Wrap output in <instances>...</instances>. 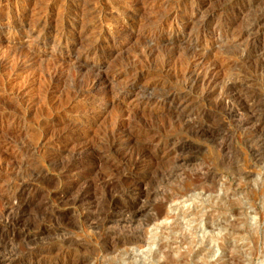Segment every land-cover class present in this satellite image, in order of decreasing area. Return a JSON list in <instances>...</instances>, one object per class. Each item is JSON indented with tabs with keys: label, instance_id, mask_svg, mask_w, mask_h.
<instances>
[{
	"label": "rangeland",
	"instance_id": "1",
	"mask_svg": "<svg viewBox=\"0 0 264 264\" xmlns=\"http://www.w3.org/2000/svg\"><path fill=\"white\" fill-rule=\"evenodd\" d=\"M23 1H27L25 7L23 6ZM180 1L181 0H0V8H2L0 9V13L2 12L0 14V213H2L5 207L9 206L13 200V202H20L22 208H26V211L28 209L27 214L25 213V220L21 228L24 230L23 233L25 238L24 236L21 237L19 242L15 245V249L22 251L23 255H26L27 251L32 248L44 249L56 245L57 247L53 252L50 254L45 253L47 255L45 261L43 260V264H73L74 259L83 258V253L84 258H88L84 264H130L133 260H136L134 264H181L182 262V264H264V217H262L264 215V119L262 118L263 123H261L259 132L251 129L239 130L237 123L228 118V115L221 109L223 107L216 105L217 99H219L220 93L223 92L226 82L236 78L240 74L241 70L238 71V69H241L240 55L246 48V41H244L245 37L236 41L227 33V30L235 26L238 28V23L243 25V23H241V16L244 14L241 15L240 12L241 10H246L249 3L253 0H182L181 3ZM229 2L230 4H228ZM22 8L25 9L23 10ZM206 8H210L211 10H206ZM4 11L6 12L5 14ZM143 12H145L146 15ZM59 14L60 17L63 14L61 17L63 22H71L73 20V36L70 35V32L66 37L67 39L65 38L66 40H62L61 44H58V36H55V29L57 27L55 24L57 25L61 22L60 19L57 18ZM237 14L240 15L238 16ZM21 15H25L27 22L32 21L31 26H35L33 29L34 31L32 30L29 34H27V32L22 33L18 31L16 23L19 21L18 18H20L19 16ZM133 15L137 18H134ZM210 16L212 17L209 19ZM79 17L82 18L81 23ZM14 22L15 25L13 28L15 29H12L10 32L9 26ZM42 22L44 23L43 25H41ZM101 23H103V25ZM39 24L41 26H39ZM143 24H146V26H143ZM141 28L144 29L142 30ZM212 28L217 30L215 34L209 31ZM78 32L82 35L83 40L81 43L77 39V37H79ZM262 37L263 36H261V38ZM194 40L198 42L199 49L197 48L198 50L195 49L192 51L196 42ZM145 42L147 43L145 44ZM221 42L222 44H220ZM227 42H229L231 46H229ZM71 44L73 46V51H68L70 48L69 45ZM202 45L203 47L207 46V48H203ZM91 46L98 47L97 51L95 50L96 53L93 51L94 53L91 52L89 55L85 56L82 50L84 48H90ZM148 47L152 48L150 49ZM144 49L146 54L143 53ZM149 50H152L153 53ZM156 51L157 54L159 53L158 56L155 55ZM232 51L234 52L232 53ZM235 51H237L238 54H236ZM160 52H162L161 55ZM177 52L179 54H177ZM234 53L235 55H233ZM143 54H145V56ZM199 54L201 56H199ZM36 57H39V59ZM177 57H183L182 59L184 62ZM31 58L34 59L32 60ZM136 58L139 59L137 60ZM214 59L217 61V66L219 65L218 71L219 68L221 70L219 71L221 72L220 75L222 73L225 75H221L223 78L219 81L220 85L219 83L217 84L215 94L207 98L204 97L202 93L203 89L191 90L190 87H188L187 75L189 70L191 71L194 67H202L201 65L204 67L207 64L206 62L209 60L215 61ZM13 60H15V62ZM143 61H145L144 65L146 66L144 69L143 66H141L143 65ZM132 62H138V64L134 63L133 65ZM174 62L176 67L173 66ZM130 63L132 65L129 66L128 64ZM185 65H188V70ZM179 66L186 70H182ZM224 68L226 69L223 72ZM227 68H231V70ZM95 71L97 72L95 73ZM155 73L158 75H156L157 77H155ZM168 73L170 75L173 73L174 77L173 74L170 76ZM227 73H229L231 77ZM97 74L101 77L106 74V81L99 84V82L95 80ZM151 76L152 78H150ZM175 76H177V78ZM184 76L185 78H183ZM47 77L51 79L55 78L53 81ZM257 78L259 79L256 81L258 83L252 85V88L254 87L253 90L256 91L257 89L258 91L256 92L261 93L263 88L260 82V75ZM48 79L52 83H50ZM183 79L185 82H182ZM175 80L177 82H175ZM113 84L114 86H112ZM142 86L148 88V92L155 95V100L176 93L182 97L188 98L190 105L184 114L187 115L191 112V118L194 120L195 125H202L205 128L210 127L211 129H215V131L213 134L197 133L193 131V129L191 130V128L186 127V125L183 126V122L178 120V118L176 120L175 117L171 118L168 115H164L165 113L153 111L156 107L155 101L147 105L142 103L138 105L139 101L136 99V93L142 90ZM112 87L113 89H111ZM219 88L220 93L218 90ZM196 91H199V94L196 93ZM156 92L161 94L160 97ZM214 97L216 98L214 99ZM197 100L199 101L197 102ZM207 102L209 103L208 105L206 104ZM200 110L202 112H200ZM161 114H163L164 117ZM131 115L134 117L137 116L138 119L132 122V118L134 117ZM149 115H151V117H149ZM216 117L218 118L215 120ZM121 120L122 122H120ZM176 121H181L180 124L182 126ZM215 123H218V125ZM176 124H179L180 128L176 126ZM112 125L115 126L116 130L122 128L116 136L115 134L117 131L112 129L114 128ZM220 125L223 126V129ZM121 132L124 133L122 134ZM129 132H132L134 140H137L133 149H131L133 145L124 143V140L129 137ZM191 132H193V134ZM261 132L262 134L260 135ZM115 137L120 140L117 146L112 143L115 141ZM103 145L105 149H103ZM180 145H185L184 150L187 151L185 152L183 150L182 155L189 159L187 164H185L186 167L183 166L184 169L182 167V177H173L171 180L167 178L171 168L169 167L170 165L168 166L163 163L154 165L151 169V172L153 171L154 174H152V176L156 175V171L159 176L160 174L162 176L157 177L156 175L151 181L152 184L150 183V190L154 193H152L153 196L150 198L149 202L152 201L153 208L151 211H143L141 216H139L144 223L139 220V218L135 220V226L143 231L145 243L140 244V246H126L119 243L118 246L116 245L113 248L107 245L105 243L106 241L103 242L100 238L106 237L110 226L112 227L114 223L116 225L118 213L129 208L134 199V196H132V189L135 181L134 176L139 172L133 171L131 168V152L134 150V157H136L135 154L139 151L138 147L147 146L145 153H162L167 150H175ZM92 146H94V148ZM107 146H109V148ZM125 146L126 148H124ZM78 149L84 151L83 156L87 157V155H89V158L83 163L84 167L79 165L65 168L68 166L72 152L74 153ZM125 149L127 152H125ZM178 153L180 154L181 152ZM90 155L95 156L94 158H90ZM99 162L103 164L100 165ZM104 165L106 168L104 167L103 169L102 167ZM113 166H115V169ZM199 166L202 167L200 168ZM98 167L100 169H98ZM165 167L168 168L165 169ZM117 168L122 169L121 172ZM74 169L76 171H74ZM116 169L119 173L118 171L116 172ZM161 169L164 170L162 171ZM122 172H125V174L123 173L124 175H122ZM203 173H205V175ZM97 176L99 178H97ZM175 179L177 180L175 181ZM154 180L158 181L153 183ZM203 180H205V182ZM84 182L89 184H85ZM196 182H198V184H196ZM97 184L100 190L96 189V187L98 188ZM113 187H116L117 191L116 189L113 190ZM121 187L122 189H120ZM155 187L157 189L159 188L158 190L160 192L155 190ZM86 188L89 189L87 190ZM109 188L111 190H109ZM155 197L156 199L154 200L156 201L153 202V198ZM25 199H27V201ZM161 199H164V201ZM99 206L102 209H100ZM158 212L162 214V219L160 218L159 221L154 220V223L152 218ZM101 218L102 221H100ZM95 229L96 232H94ZM107 229L108 231H106ZM66 234H69L77 241H74L73 245L69 246V249L65 246L64 250V246L61 247L58 243L60 238ZM204 234L207 236L205 239H203ZM210 237L213 239H210ZM144 245H147V247ZM80 250L84 251L82 252ZM73 251L76 252L74 253ZM173 253L175 256L172 255ZM156 261H159V263Z\"/></svg>",
	"mask_w": 264,
	"mask_h": 264
},
{
	"label": "bare ground",
	"instance_id": "2",
	"mask_svg": "<svg viewBox=\"0 0 264 264\" xmlns=\"http://www.w3.org/2000/svg\"><path fill=\"white\" fill-rule=\"evenodd\" d=\"M8 1V0H7ZM39 1V0H38ZM52 1H54V0H52ZM60 1V0H59ZM112 1V0H111ZM156 1V0H155ZM182 1V0H181ZM181 1H180V3H181ZM194 1V0H193ZM225 1H228V0H225ZM236 1V0H235ZM242 1V0H241ZM57 2V1H56ZM70 2V1H69ZM78 2V1H77ZM138 2V1H137ZM154 2V1H153ZM177 2V1H176ZM240 2V1H239ZM250 2V1H249ZM23 3H24V7H25V4L27 3V1H23ZM111 3V2H110ZM140 3V2H139ZM138 3V4H139ZM149 3V2H148ZM148 3H146V4H148ZM174 3H175V1H174ZM204 3H206V2H204ZM224 3V2H223ZM238 3V2H237ZM38 4V3H37ZM46 4V3H45ZM57 4V3H56ZM76 4V3H75ZM74 4V5H75ZM87 4V3H86ZM136 4V3H135ZM137 4V5H138ZM228 4H230V2L228 3ZM228 4H226V5H228ZM243 4H244V2H243ZM43 5V4H42ZM64 5V4H63ZM111 5V4H110ZM160 5V4H159ZM191 5H193V4H191ZM1 6V5H0ZM27 6V5H26ZM36 6H38V5H36ZM40 6V5H39ZM47 6V5H46ZM61 6V5H60ZM129 6V5H128ZM167 6H168V4H167ZM201 6V5H200ZM203 6V5H202ZM209 6V5H208ZM223 6H224V4H223ZM240 6V5H239ZM244 6V5H243ZM3 7V6H2ZM9 7V6H8ZM11 7V6H10ZM61 7H63V6H61ZM69 7V6H68ZM75 7V6H74ZM93 7V6H92ZM178 7V6H177ZM191 7V6H190ZM195 7V6H194ZM230 7V6H229ZM234 7V6H233ZM21 8V7H20ZM27 8V7H26ZM32 8V7H31ZM41 8V7H40ZM44 8V7H43ZM63 8H65V7H63ZM89 8V7H88ZM87 8V9H88ZM174 8H175V6H174ZM173 8V9H174ZM211 8V7H210ZM210 8H206V10L207 9H209V10H211ZM226 8V7H225ZM0 9H2V8H0ZM5 9V8H4ZM23 10L25 9V8H22ZM48 9H50V8H48ZM122 9V8H121ZM145 9H146V7H145ZM145 9H143V10H145ZM205 9V8H204ZM215 9V8H214ZM20 10V9H19ZM43 10V9H42ZM54 10V9H53ZM73 10V9H72ZM71 10V11H72ZM80 10V9H79ZM82 10V9H81ZM183 10V9H182ZM201 10V9H200ZM226 10V9H225ZM1 11V10H0ZM26 11V10H25ZM30 11H31V9H30ZM36 11V10H35ZM38 11V10H37ZM75 11V10H74ZM127 11V10H126ZM129 11V10H128ZM136 11V10H135ZM146 11V10H145ZM156 11V10H155ZM171 11V10H170ZM234 11V10H233ZM40 12V11H39ZM48 12V11H47ZM50 12V11H49ZM52 12V11H51ZM70 12V11H69ZM102 12V11H101ZM152 12V11H151ZM179 12V11H178ZM203 12H205V11H203ZM2 13V12H1ZM0 13V14H1ZM6 12L4 11V14H5ZM9 13V12H8ZM19 13V12H18ZM30 13H32V12H30ZM43 13V12H42ZM93 13H94V11H93ZM113 13V12H112ZM140 13H141V11H140ZM144 14H145V12H143ZM156 13H158V12H156ZM170 13V12H169ZM183 13V12H182ZM39 14V13H38ZM49 14V13H48ZM61 14V13H60ZM60 14L58 15L59 17H57V18H59L60 19V21L61 22H59L57 25L55 24V26H57L56 27V33H57V35H56V33H55V36H58V44H61L62 43V40H66L67 38V36H68V34L70 33V35H72L73 36V20L71 21V22H63V20H62V16H63V14H62V16L60 17ZM64 14H65V12H64ZM176 14V13H175ZM202 14V13H201ZM200 14V15H201ZM206 14V13H205ZM217 14V13H216ZM232 14V13H231ZM240 14L242 15V14H244L243 16H241L242 17V21H241V23H243V25L241 26L239 23H238V28L235 26V27H233V28H231L230 27V29L229 30H227V33L234 39V40H236V41H239V40H241V39H243L244 37V41H246V48L242 51V54L240 55V61H241V69H238V71L239 70H241V72H240V74L236 77V78H234V79H231V80H228L227 82H226V85L224 86V89H223V92H221L220 93V88L218 89L219 90V93H220V96H219V99H217V102H216V105L217 106H219L220 105V107H223V108H221V109H223L224 110V113H226L227 115H228V118H230L231 120H233L234 122H236L237 123V126H238V128H239V130H249V129H251V130H254V131H256V132H259V130H260V126H261V123H263L262 122V120L264 119V0H253L251 3H249V5L247 6V8H246V10H241V12H240ZM240 14H237L238 16L240 15ZM12 15V14H11ZM17 15V14H16ZM19 15V14H18ZM56 15H57V10H56ZM68 15V14H67ZM79 15V14H78ZM81 15V14H80ZM102 15V14H101ZM100 15V16H101ZM117 15V14H116ZM122 15V14H121ZM143 15V14H142ZM146 15V14H145ZM152 15V14H151ZM166 15H168V14H166ZM187 15V14H186ZM221 15V14H220ZM225 15V14H224ZM235 15V14H234ZM10 16V15H9ZM35 16H36V14H35ZM39 16V15H38ZM42 16V15H41ZM46 16V15H45ZM44 16V17H45ZM53 16V15H52ZM90 16H92V15H90ZM106 16V15H105ZM159 16V15H158ZM165 16V15H164ZM219 16V15H218ZM17 17V16H16ZM20 18H18L19 19V21H17V29H18V31H20V32H22V33H25V32H27V34H29V33H31L32 32V30L34 29V25L33 26H31V22L32 21H30V22H27V20H26V17H25V15H21V16H19ZM24 17V18H23ZM37 17V16H36ZM40 17V16H39ZM54 17H55V15H54ZM99 17V16H98ZM117 17H118V15H117ZM117 17H115V18H117ZM130 17V16H129ZM133 17L134 18H137V17H135L134 15H133ZM140 17V16H139ZM183 17H185V16H183ZM206 17H207V15H206ZM212 16H210L209 17V19L211 18ZM7 18V17H6ZM30 18V17H29ZM38 18V17H37ZM57 18H55V19H57ZM80 18V17H79ZM89 18V17H88ZM95 18V17H94ZM125 18V17H124ZM202 18V17H201ZM220 18H221V16H220ZM227 18V17H226ZM40 19H42V18H40ZM67 19V18H66ZM85 19V18H84ZM87 19V18H86ZM105 19V18H104ZM118 19V18H117ZM129 19V18H128ZM213 19V18H212ZM7 20V19H6ZM15 20V19H14ZM47 20V19H46ZM110 20H111V18H110ZM116 20V19H115ZM122 20V19H121ZM126 20V19H125ZM162 20V19H161ZM173 20V19H172ZM177 20V19H176ZM192 20V19H191ZM208 20V19H207ZM234 20V19H233ZM29 21V20H28ZM36 21H37V19H36ZM35 21V22H36ZM70 21V20H69ZM79 21H80V23H81V21H82V18H80L79 19ZM94 21V20H93ZM127 21V20H126ZM138 21V20H137ZM189 21V20H188ZM209 21V20H208ZM219 21H220V19H219ZM231 21V20H230ZM40 22V21H39ZM55 22H56V20H55ZM122 22V21H121ZM131 22V21H130ZM129 22V23H130ZM133 22V21H132ZM135 22V21H134ZM173 22V21H172ZM218 22V21H217ZM8 23V22H7ZM76 23V22H75ZM107 23V22H106ZM112 23V22H111ZM118 23V22H117ZM150 23V22H149ZM148 23V24H149ZM159 23V22H158ZM163 23V22H162ZM176 23V22H175ZM210 23V22H209ZM216 23V22H215ZM220 23V22H219ZM231 23V22H230ZM235 23V22H234ZM6 24V23H5ZM44 23L42 22V24L41 25H43ZM54 24V23H53ZM93 24V23H92ZM102 25H103V23H101ZM122 24V23H121ZM178 24V23H177ZM183 24V23H182ZM195 24V23H194ZM206 24V23H205ZM212 24V23H211ZM14 25H15V22L11 25V26H9V30H10V32L12 31V29H15V28H13L14 27ZM36 25V24H35ZM40 24H39V26H41ZM45 25H46V23H45ZM44 25V26H45ZM107 25H108V23H107ZM106 25V26H107ZM109 25H110V23H109ZM123 25V24H122ZM142 25V24H141ZM140 25V26H141ZM213 25H215V24H213ZM237 25V24H236ZM8 26V25H7ZM44 26H42V27H44ZM94 26V25H93ZM120 26V25H119ZM143 26H146V24L144 25L143 24ZM150 26V25H149ZM196 26V25H195ZM48 27V26H47ZM79 27V26H78ZM97 27V26H96ZM95 27V28H96ZM103 27V26H102ZM123 27V26H122ZM142 27V26H141ZM163 27V26H162ZM181 27V26H180ZM28 28V29H27ZM104 28V27H103ZM102 28V29H103ZM110 28V27H109ZM115 28V27H114ZM113 28V29H114ZM121 28V27H120ZM190 28H191V25H190ZM6 29H7V27H6ZM70 29V30H69ZM85 29V28H84ZM93 29V28H92ZM119 29V28H118ZM129 29V28H128ZM137 29V28H136ZM142 29V28H141ZM144 29V28H143ZM142 29V30H143ZM200 29V28H199ZM95 30V29H94ZM97 30V29H96ZM187 30V29H186ZM191 30V29H190ZM189 30V31H190ZM207 30V29H206ZM226 30V29H225ZM7 31V30H6ZM17 31V30H16ZM34 31V30H33ZM41 31V30H40ZM100 31V30H99ZM118 31V30H117ZM195 31V30H194ZM198 31V30H197ZM212 34H215L216 33V31L217 30H215V28H212L211 30H209ZM39 32V31H38ZM101 32V31H100ZM105 32V31H104ZM112 32V31H111ZM148 32V31H147ZM184 32V31H183ZM219 32V31H218ZM53 33V34H54ZM79 33V32H78ZM95 33V32H94ZM99 33V32H98ZM97 33V34H98ZM119 33V32H118ZM152 33V32H151ZM192 33V32H191ZM196 33V32H195ZM201 33V32H200ZM11 34V33H10ZM85 34V33H84ZM104 34V33H103ZM116 34V33H115ZM154 34H156V33H154ZM184 34V33H183ZM188 34V33H187ZM203 34H205V33H203ZM218 34V33H217ZM225 34V33H224ZM39 35V34H38ZM121 35V34H120ZM120 35H118V36H120ZM124 35V34H123ZM148 35V34H147ZM226 35V34H225ZM224 35V36H225ZM25 36H27V35H25ZM75 36V35H74ZM99 36V35H98ZM188 36V35H187ZM193 36V35H192ZM218 36V35H217ZM261 36H263L262 38H261ZM70 37V36H69ZM107 37V36H106ZM110 37V36H109ZM136 37V36H135ZM182 37V36H181ZM220 37V36H219ZM218 37V38H219ZM222 37V36H221ZM226 37H228V36H226ZM231 37H230V39H231ZM66 38V39H65ZM121 38V37H120ZM157 38V37H156ZM187 38V37H186ZM209 38V37H208ZM229 38V37H228ZM37 39V38H36ZM54 39V38H53ZM70 39V38H69ZM73 39V38H72ZM76 39V38H75ZM77 39H78V41L81 43V41L83 40L82 39V35H81V33H79V37H77ZM117 39V38H116ZM146 39V38H145ZM144 39V40H145ZM153 39V38H152ZM191 39V38H190ZM197 39H198V36H197ZM230 39H229V41H230ZM34 40V39H33ZM56 40V39H55ZM94 40V39H93ZM139 40V39H138ZM143 40V39H142ZM179 40V39H178ZM14 41V40H13ZM44 41V40H43ZM146 41V40H145ZM149 41V40H148ZM194 41H196V40H194ZM210 41V40H209ZM227 41H228V39H227ZM42 42V41H41ZM98 42V41H97ZM155 42V41H154ZM184 42V41H183ZM190 42V41H189ZM54 43V42H53ZM64 43V42H63ZM79 43V44H80ZM84 43V42H83ZM91 43H94V42H91ZM101 43V42H100ZM113 43H114V41H113ZM147 42H145V44H146ZM156 43V42H155ZM182 43V42H181ZM180 43V44H181ZM186 43V42H185ZM192 43V42H191ZM191 43H190V45H191ZM204 43V42H203ZM223 43H225V42H223ZM228 44H229V42H227ZM238 43V42H237ZM242 43H243V40H242ZM90 44V43H89ZM169 44V43H168ZM179 44V45H180ZM187 44V43H186ZM186 44H185V46H186ZM205 44V43H204ZM220 44H222V42L220 43ZM233 44V43H232ZM236 44V43H235ZM241 44V43H240ZM65 45V44H64ZM156 45V44H155ZM189 45V44H188ZM227 45V44H226ZM234 45V44H233ZM36 46V45H35ZM38 46V45H37ZM55 46V45H54ZM59 46V45H58ZM78 46H80V45H78ZM82 46V45H81ZM86 46V45H85ZM93 46V45H92ZM90 47V48H84L83 50H82V53L86 56V55H89L91 52H93V51H97V49H98V47ZM108 46V45H107ZM148 46H150V45H148ZM157 46V45H156ZM155 46V47H156ZM219 46V45H218ZM222 46H224V45H222ZM229 46H231L230 44H229ZM236 46V45H235ZM61 47V46H60ZM63 47V46H62ZM69 50L68 51H73V46H72V44L71 45H69ZM109 47V46H108ZM111 47V46H110ZM158 47V46H157ZM156 47V48H157ZM161 47V46H160ZM188 47V46H187ZM202 47H203V45H202ZM204 47H206L207 48V46H204ZM203 47V48H204ZM213 47V46H212ZM220 47H221V45H220ZM226 47V46H225ZM234 47V46H233ZM148 48H150V47H148ZM152 48V47H151ZM150 48V49H151ZM191 48V47H190ZM198 48V42L196 41L195 42V44H194V47H193V50L192 51H194L195 49H197ZM216 48H217V46H216ZM237 48V47H236ZM81 49V48H80ZM158 49V48H157ZM171 49V48H170ZM199 49V48H198ZM197 49V50H198ZM201 49V48H200ZM235 49V48H234ZM240 49V48H239ZM22 50V49H21ZM37 50H38V48H37ZM104 50V49H103ZM146 50H147V48H146ZM153 50V49H152ZM151 50V51H152ZM172 50V49H171ZM189 50V49H188ZM208 50V49H207ZM223 50V49H222ZM242 50V49H241ZM75 51H77V50H75ZM96 51H95V53H96ZM148 51V50H147ZM150 51V50H149ZM150 51V52H151ZM191 51V50H190ZM216 51H219V50H216ZM231 51V50H230ZM61 52V51H60ZM159 52V51H158ZM207 52V51H206ZM223 52V51H222ZM221 52V53H222ZM227 52V51H226ZM226 52H225V54H226ZM234 51H232V53H233ZM236 52V54H238L237 53V51H235ZM240 52V51H239ZM20 53V52H19ZM67 53V52H66ZM70 53V52H69ZM81 53V54H82ZM94 53V52H93ZM143 53H145V49H144V52ZM152 53H153V51H152ZM161 53L162 52H160V55H161ZM169 53V52H168ZM191 53V52H190ZM218 53V52H217ZM13 54V53H12ZM37 54V53H36ZM142 54V53H141ZM146 54V53H145ZM145 54H143L144 56H145ZM159 54V53H158ZM158 54H157V51L155 52V55H157L158 56ZM177 54H179L178 52H177ZM185 54V53H184ZM215 54V53H214ZM213 54V55H214ZM32 55H33V53H32ZM94 55V54H93ZM147 55H148V53H147ZM159 55V56H160ZM187 55H188V53H187ZM206 55V54H205ZM208 55V54H207ZM224 55V54H223ZM227 55H228V53H227ZM232 55V54H231ZM233 55H235V53L233 54ZM21 56V55H20ZM19 56V57H20ZM25 56V55H24ZM39 56V55H38ZM151 56H152V54H151ZM150 56V57H151ZM169 56V55H168ZM171 56V55H170ZM194 56V55H193ZM192 56V57H193ZM196 56H198V55H196ZM199 56H201L200 54H199ZM198 56V57H199ZM203 56V55H202ZM226 56V55H225ZM237 56V55H236ZM138 57V56H137ZM140 57H142V56H140ZM147 57H149V56H147ZM146 57V58H147ZM154 57V56H153ZM163 57H165V56H163ZM166 57H167V55H166ZM165 57V58H166ZM173 57V56H172ZM187 57V56H186ZM195 57V56H194ZM193 57V58H194ZM204 57V56H203ZM211 57V56H210ZM212 57H214V56H212ZM228 57V56H227ZM234 57V56H233ZM6 58V57H5ZM37 58V57H36ZM156 58H158V57H156ZM156 58H154V59H156ZM170 58V57H169ZM178 58V57H177ZM177 58H175V59H177ZM180 58V57H179ZM178 58V59H179ZM183 57H181L180 58V60L182 59ZM197 58V57H196ZM195 58V59H196ZM206 58V57H205ZM215 58V57H214ZM226 58V57H225ZM239 58V57H238ZM32 59V58H31ZM34 59V58H33ZM32 59V60H33ZM37 59H39V57L37 58ZM114 59V58H113ZM137 59V58H136ZM139 59V58H138ZM137 59V60H138ZM145 59V58H144ZM151 59V58H150ZM149 59V60H150ZM153 59V58H152ZM159 59H161V58H159ZM215 59H217V58H215ZM214 59V60H215ZM146 60V59H145ZM147 60H148V58H147ZM164 60H166V59H164ZM170 60V59H169ZM179 60V61H180ZM183 60V59H182ZM187 60H189V59H187ZM191 60V59H190ZM193 60V59H192ZM14 62H15V60H13ZM17 61V60H16ZM37 61V60H36ZM35 61V62H36ZM121 61V60H120ZM136 61V60H135ZM155 61V60H154ZM159 61H161V60H159ZM167 61H168V59H167ZM227 61V60H226ZM229 61V60H228ZM140 62V61H139ZM141 62H142V60H141ZM144 62L145 61H143V65H141V66H143V69H144V67H146L145 65H144ZM147 62V61H146ZM151 62V61H150ZM163 62V61H162ZM170 62V61H169ZM175 62H177V61H175ZM175 62H174V64H173V66H175ZM182 62H184V60L182 61ZM190 62H192V61H190ZM221 62V61H220ZM222 62H223V60H222ZM31 63V62H30ZM133 63V62H132ZM134 63H136V62H134ZM134 63H133V65H134ZM148 63V62H147ZM155 63H156V61H155ZM158 63V62H157ZM179 63V62H178ZM204 63H205V61H204ZM207 64H206V66H204L203 67V65H201L202 67H197V68H195L194 67V69H192L191 71L189 70V72H188V75H187V82H188V87H190V89L191 90H195V89H200L201 88V90L203 89V91H202V93H203V95H204V97H211L213 94H215V90H216V86H217V84L219 83V81H221L222 79L221 78H223V77H221V75H225V74H221L220 75V73L221 72H219V71H221L220 70V68H219V71H218V67H219V65L217 66V61L215 60V61H211V60H209L208 62H206ZM224 63V62H223ZM228 63V62H227ZM236 63V62H235ZM125 64V63H124ZM136 64H138V62L136 63ZM142 64V63H141ZM149 64V63H148ZM153 64H154V62H153ZM160 64H161V62H160ZM164 64V63H163ZM171 64H172V61H171ZM195 64V63H194ZM12 65V64H11ZM34 65V64H33ZM32 65V66H33ZM39 65V64H38ZM119 65V64H118ZM129 66L130 65H132L131 63L130 64H128ZM147 65V64H146ZM150 65H151V63H150ZM150 65H147V66H150ZM156 65V64H155ZM190 65V64H189ZM193 65V64H192ZM200 65V64H199ZM221 65H222V63H221ZM232 65V64H231ZM22 66V65H21ZM109 66V65H108ZM125 66H126V64H125ZM124 66V67H125ZM162 66V65H161ZM166 66H167V62H166ZM177 66H178V64H177ZM182 66V65H181ZM181 66H179V67H181ZM188 66V65H187ZM187 66L185 65V67H186V69H187ZM196 66V65H195ZM5 67V66H4ZM3 67V68H4ZM23 67V66H22ZM29 67V66H28ZM51 67V66H50ZM120 67V66H119ZM132 67V66H131ZM139 67V66H138ZM137 67V68H138ZM165 67V66H164ZM176 67V66H175ZM190 67V66H189ZM192 67V66H191ZM225 67V66H224ZM235 67V66H234ZM39 68V67H38ZM117 68V67H116ZM126 68V67H125ZM142 68V67H141ZM140 68V69H141ZM147 68H149V67H147ZM146 68V69H147ZM155 68V67H154ZM161 68V67H160ZM166 68V67H165ZM182 68V67H181ZM231 68H233V67H231ZM231 68L229 69V68H227V69H229V70H231ZM21 69V68H20ZM43 69V68H42ZM41 69V70H42ZM124 69V68H123ZM139 69V70H140ZM158 69V68H157ZM174 69H176V68H174ZM178 69V68H177ZM183 69H185V68H182V70ZM185 69V70H186ZM189 69V68H188ZM187 69V70H188ZM226 68H224L223 69V72H224V70H225ZM11 70H13V69H11ZM137 70V69H136ZM167 70V69H166ZM229 70H228V72H229ZM14 71V70H13ZM43 71V70H42ZM51 71V70H50ZM122 71V70H121ZM138 71V70H137ZM136 71V72H137ZM142 71V70H141ZM172 71V70H171ZM97 71H95V73H96ZM128 72V71H127ZM134 72V71H133ZM135 72V73H136ZM159 72V71H158ZM174 72V71H173ZM178 72H180V71H178ZM183 72V71H182ZM234 72V71H233ZM44 73V72H43ZM51 73V72H50ZM117 73V72H116ZM115 73V74H116ZM152 73V72H151ZM187 73V72H186ZM49 74V73H48ZM94 74V73H93ZM169 74V73H168ZM173 74V73H172ZM171 74V75H172ZM183 74V73H182ZM228 75H229V73H227ZM45 75V74H44ZM54 75V74H53ZM53 75H51V76H53ZM119 75V74H118ZM133 75V74H132ZM135 75V74H134ZM137 75V74H136ZM157 74L155 73V77H157L156 76ZM160 75V74H159ZM162 75V74H161ZM165 75V74H164ZM170 75V74H169ZM170 75V76H171ZM232 75V74H231ZM259 75H260V82H261V85H262V92L261 93H258V92H256V91H258L257 89H256V91L255 90H253L254 89V87L252 88V85H256V83H258V82H256V81H258L259 79L257 78V77H259ZM38 76V75H37ZM42 76V75H41ZM138 76V75H137ZM148 76V75H147ZM146 76V77H147ZM153 76V75H152ZM152 76L150 77V78H152ZM183 76V75H182ZM227 76V75H226ZM230 76V75H229ZM228 76V77H229ZM161 77V76H160ZM163 77V76H162ZM173 77H174V74H173ZM176 78H177V76H175ZM178 77H179V74H178ZM181 77V76H180ZM231 77V76H230ZM235 77V76H234ZM41 78V77H40ZM47 78H49V77H47ZM55 78V77H54ZM54 78H49V79H51V80H53ZM93 78V77H92ZM126 78V77H125ZM136 78V77H135ZM154 78V77H153ZM183 78H185V76L183 77ZM225 78H227V77H225ZM42 79V78H41ZM48 79V80H49ZM91 79V78H90ZM106 79H107V77H106V74H105V76H103V77H101V76H99L98 74L96 75V79L95 80H97V82H99V84H101L102 82H104V81H106ZM115 79V78H114ZM133 79V78H132ZM159 79V78H158ZM168 79V78H167ZM182 79V78H181ZM43 80V79H42ZM47 80V81H48ZM111 80V79H110ZM120 80V79H119ZM127 80V79H126ZM143 80V79H142ZM173 80V79H172ZM179 80V79H178ZM226 80V79H225ZM9 81V80H8ZM54 81V80H53ZM92 81V80H91ZM130 81V80H129ZM148 81H149V79H148ZM158 81V80H157ZM163 81H164V79H163ZM167 81V80H166ZM41 82V81H40ZM49 82H50V80H49ZM108 82V81H107ZM110 82H112V81H110ZM115 82V81H114ZM113 82V83H114ZM143 82V81H142ZM141 82V83H142ZM175 82H177L176 80H175ZM182 82H185V80L183 79V81ZM181 82V83H182ZM6 83V82H5ZM50 83H52V82H50ZM116 83V82H115ZM119 83V82H118ZM117 83V84H118ZM126 83H127V81H126ZM144 83V82H143ZM170 83H172V82H170ZM221 83H223V82H221ZM46 84V83H45ZM54 84V83H53ZM111 84V83H110ZM146 84V83H145ZM149 84V83H148ZM165 84V83H164ZM186 84V83H185ZM92 85V84H91ZM90 85V86H91ZM103 85V84H102ZM116 85V84H115ZM138 85H140V84H138ZM219 85H220V83H219ZM260 85V84H259ZM52 86V85H51ZM100 86V85H99ZM98 86V87H99ZM106 86V85H105ZM112 86H114V84L112 85ZM123 86V85H122ZM141 86V85H140ZM140 86H139V88H140ZM146 86V85H145ZM156 86V85H155ZM161 86V85H160ZM173 86V85H172ZM15 87H16V85H15ZM96 87H97V85H96ZM120 87V86H119ZM143 87V86H142ZM162 87V86H161ZM164 87V86H163ZM186 87V86H185ZM185 87H183V88H185ZM256 87V86H255ZM258 87V86H257ZM14 88V87H13ZM47 88V87H46ZM49 88V87H48ZM74 88H76V87H74ZM87 88H89V87H87ZM117 88V87H116ZM123 88V87H122ZM144 88V87H143ZM142 88V90H140L138 93H136V99L139 101L138 102V105H140L141 103L142 104H145V105H147V104H149V103H152V102H154L155 103V105H156V107H155V109L153 110V111H157V112H162V113H165L164 115H168V116H170L171 118L172 117H175L176 118V120H177V118H178V120H181L182 122H183V126H185L186 125V127H189V128H191V130L193 129V131H195V132H197V133H202V134H206V133H212L213 134V132L215 131V129H211L210 127L209 128H205L204 126H202V125H198V124H196L195 125V122H194V120L191 118V112H189L187 115H185L184 113H186V111L188 110V107H189V99L188 98H186V97H182L181 95H179V94H177L176 92V94H173V95H167V96H163V97H161L160 99L158 98V100H155V95L153 94V93H149L148 92V88H144L143 89ZM155 88V87H154ZM172 88V87H171ZM50 89H51V87H50ZM111 89H113V87L111 88ZM151 89H152V87H151ZM169 89V88H168ZM259 89V88H258ZM47 90V89H46ZM155 90V89H154ZM161 90V89H160ZM181 90V89H180ZM19 91V90H18ZM49 91V90H48ZM52 91V90H51ZM109 91H110V88H109ZM124 91V90H123ZM163 91V90H162ZM187 91V90H186ZM200 91V90H199ZM199 91H196V93H198ZM45 92V91H44ZM115 92V91H114ZM151 92V91H150ZM154 92V91H153ZM164 92V91H163ZM179 92V91H178ZM185 92V91H184ZM190 92V91H189ZM50 93V92H49ZM135 93V92H134ZM155 93V92H154ZM190 93H193L192 91L190 92ZM195 93V92H194ZM202 93H200V94H202ZM218 93V94H219ZM46 94H47V92H46ZM45 94V95H46ZM156 94H158L157 92H156ZM199 94V93H198ZM135 95V94H134ZM154 95V96H153ZM159 95V97H160V95L161 94H158ZM186 95V94H185ZM77 96V95H76ZM202 96V95H201ZM28 97V96H27ZM82 97V96H81ZM135 97V96H134ZM32 98V97H31ZM39 98V97H38ZM45 98H46V96H45ZM108 98V97H107ZM202 98V97H201ZM216 97H214V99H215ZM218 98V97H217ZM47 99H49V98H47ZM47 99H45V100H47ZM135 99V98H134ZM193 99V98H192ZM191 99V100H192ZM204 99V98H203ZM212 99H213V97H212ZM27 101V100H26ZM33 101V100H32ZM195 101H196V99H195ZM199 100H197V102H198ZM47 102V101H46ZM45 102V103H46ZM194 102V101H193ZM39 103V102H38ZM205 103V102H204ZM29 104V103H28ZM47 104V103H46ZM202 104V103H201ZM207 105L209 104L208 102L206 103ZM215 104V103H214ZM192 105V104H191ZM200 105V104H199ZM153 106H154V104H153ZM204 106H206V105H204ZM215 106V105H214ZM216 106V107H217ZM41 107V106H40ZM68 107V106H67ZM144 107H146V106H144ZM195 107V106H194ZM208 107V106H207ZM58 108V107H57ZM191 108V107H190ZM193 108V107H192ZM218 108V107H217ZM144 109V108H143ZM46 110V109H45ZM69 110V109H68ZM198 110V109H197ZM217 110V109H216ZM21 111V110H20ZM84 111V110H83ZM193 111V110H192ZM205 111V110H204ZM203 111V112H204ZM74 112V111H73ZM195 112V111H194ZM200 112H202L201 110H200ZM199 112V113H200ZM212 112H214V111H212ZM216 112H218V111H216ZM80 113H81V111H80ZM193 113V112H192ZM196 113V112H195ZM155 114V113H154ZM153 114V115H154ZM184 114V115H183ZM203 114V113H202ZM207 114V113H206ZM205 114V115H206ZM209 114V113H208ZM225 114V115H226ZM136 115V114H135ZM152 115V116H153ZM160 115V114H159ZM161 115H163V114H161ZM164 115H163V117H164ZM197 115V114H196ZM201 115V114H200ZM259 115H260V117H259ZM131 116H133V115H131ZM143 116V115H142ZM156 116V115H155ZM167 116V117H168ZM203 116V115H202ZM217 116V115H216ZM134 117V116H133ZM141 117V116H140ZM149 117H151V115H149ZM166 117V116H165ZM220 117V116H219ZM143 118V117H142ZM159 118V117H158ZM157 118V119H158ZM197 118V117H196ZM202 118V117H201ZM218 117H216L215 118V120L217 119ZM227 118V119H228ZM263 118V119H262ZM128 119V118H127ZM126 119V120H127ZM130 119V118H129ZM136 119H138L137 118V116H135L134 118H132V122L133 121H135ZM144 119H146V118H144ZM161 119V118H160ZM166 119V118H165ZM164 119V120H165ZM169 119V118H168ZM167 119V120H168ZM174 119V118H173ZM131 120V119H130ZM143 120V119H142ZM153 120H154V118H153ZM128 121V120H127ZM146 121V120H145ZM172 121V120H171ZM180 121V122H181ZM198 121H199V119H198ZM222 121V120H221ZM120 122H122V120L120 121ZM137 122V121H136ZM144 122V121H143ZM167 122V121H166ZM177 123H179L180 124V122H178V121H176ZM204 122V121H203ZM216 122H218V121H216ZM219 122H220V120H219ZM116 123H118V122H116ZM116 123H115V125H116ZM128 123V122H127ZM126 123V124H127ZM138 123V122H137ZM137 123H134V124H137ZM160 123V122H159ZM164 123V122H163ZM172 123H174V122H172ZM230 123V122H229ZM133 124V125H134ZM143 124V123H142ZM141 124V125H142ZM170 124V123H169ZM179 124H176V126H179V128H180V125ZM211 124V123H210ZM216 124V123H215ZM149 125V124H148ZM148 125H147V127H148ZM163 125V124H162ZM208 125H209V123H208ZM211 125H213V124H211ZM216 125H218V123L216 124ZM225 125H226V123H225ZM224 125V126H225ZM236 125V124H235ZM113 126V125H112ZM139 126V125H138ZM143 126V125H142ZM141 126V127H142ZM182 126V125H181ZM234 126V125H233ZM114 128H112L113 130H116L115 129V126H113ZM125 127V126H124ZM127 127V126H126ZM134 127V126H133ZM215 127V126H214ZM217 127H219V126H217ZM220 127H222V129H223V126H221L220 125ZM140 128V127H139ZM138 128V129H139ZM149 128V127H148ZM162 128H163V126H162ZM162 128H161V130H162ZM237 128V127H236ZM111 129V130H112ZM122 129V128H121ZM120 128H118L116 131V134H115V136L116 135H118V132L121 130ZM147 129V128H146ZM218 129V128H217ZM85 130V129H84ZM135 130V129H134ZM124 131V130H123ZM149 131V130H148ZM190 131V130H189ZM111 132V131H110ZM134 132V131H133ZM182 132H183V130H182ZM188 132V131H187ZM194 132V133H195ZM108 133V132H107ZM122 134L124 133V132H121ZM192 134H193V132H191ZM216 133V132H215ZM220 133H222V132H220ZM243 133V132H242ZM110 134V133H109ZM112 134V133H111ZM113 134V135H114ZM141 134V133H140ZM143 134V133H142ZM145 134V133H144ZM255 134V133H254ZM258 134V133H257ZM262 134V132L260 133V135ZM42 135V134H41ZM72 135V134H71ZM129 137L126 139V140H124L123 142L124 143H126L127 145H133L132 147H131V149H133L134 147H135V144H136V142H137V140H134V137H133V134H132V132H129ZM131 135V136H130ZM146 135V134H145ZM191 135V134H190ZM264 135V134H263ZM61 136V135H60ZM107 136V135H106ZM112 136V135H111ZM124 136V135H123ZM150 136V135H149ZM194 136V135H193ZM219 136V135H218ZM256 136V135H255ZM114 137V136H113ZM151 138H152V136H150ZM153 137H154V135H153ZM160 137V136H159ZM212 137H214V136H212ZM252 137V136H251ZM254 137V136H253ZM47 138V137H46ZM46 138H45V140H46ZM104 138H105V136H104ZM110 138V137H109ZM109 138H108V140H109ZM123 138V137H122ZM144 138V137H143ZM147 138H149L148 136H147ZM147 138H145V139H147ZM210 138V137H209ZM225 138V137H224ZM56 139V138H55ZM125 139V138H124ZM137 139V138H136ZM152 139H154V138H152ZM183 139H185V138H183ZM255 139V138H254ZM259 139H261V138H259ZM142 140V139H141ZM148 140V139H147ZM149 140H150V138H149ZM148 140V141H149ZM65 141V140H64ZM110 141V140H109ZM112 141V140H111ZM138 141H140V140H138ZM160 141V140H159ZM173 141V140H172ZM181 141H183V140H181ZM228 141V140H227ZM249 141V140H248ZM144 142H145V140H144ZM259 142V141H258ZM30 143V142H29ZM115 146H117L119 143H120V140L117 138V137H115V141L114 142H112ZM173 143V142H172ZM179 143V142H178ZM260 143V142H259ZM42 144V143H41ZM108 144V143H107ZM110 144V143H109ZM177 144V143H176ZM186 144V143H185ZM23 145V144H22ZM26 145V144H25ZM157 145V144H156ZM224 145V144H223ZM259 145H262V144H259ZM100 146V145H99ZM112 146V145H111ZM139 146V145H138ZM137 146V147H138ZM202 146V145H201ZM264 146V145H263ZM93 148H94V146H92ZM108 148H109V146H107ZM130 147V146H129ZM128 147V148H129ZM146 147L147 146H143V147H138V153L137 154H135L136 155V157H134V153H133V151L130 153L131 155H132V160H131V158H130V156H129V158H130V162H131V165H132V170L134 171H137V172H139V173H137V175H135L134 176V186H133V189H132V192H133V194H132V196H134L132 199H133V201H132V204H131V206L129 207V208H127V209H125V208H123V209H125V210H123V211H121V212H119L118 213V215H117V220L116 219H113V220H116V225H115V223H114V225L111 227L110 226V228H109V232H108V234L106 235V237H104V238H100V239H102V241L103 242H105L107 245H109V246H112L113 248H114V246H118V244L119 243H122V244H124V245H126V246H136V245H139L140 246V244H144L145 242H144V236H143V231L139 228V227H136L135 226V220L136 219H138L139 218V216H141V214H142V212L143 211H145V210H150L151 211V209L153 208V205H152V201H150L149 202V200H150V198L153 196V194L152 193H154V192H151L152 190H150V185L152 184L151 183V181H152V179H153V177H156V175H157V177L159 176V174H157V171H156V173H155V170H154V173L156 174L155 176H152V174H153V171L151 172V169L153 168V166L154 165H157V164H166V165H170L169 167L171 168H169L170 170V173L167 175V178H170V180L173 178V177H176V178H179V177H177V176H181L182 175V167L183 166H185L186 167V165L185 164H187V162L189 161V159L188 158H185L183 155H182V151L185 149V145H180L178 148H176L175 150H167V151H165V152H162V153H160V152H154V153H145L146 151L145 150H147L146 149ZM189 147V146H188ZM122 148V147H121ZM124 148H126V146L124 147ZM123 148V149H124ZM172 148V147H171ZM89 149V148H88ZM91 149V148H90ZM102 149V148H101ZM103 149H105L104 148V145H103ZM107 149V148H106ZM120 149V148H119ZM131 149H129V150H131ZM32 150H33V148H32ZM121 150V149H120ZM119 150V151H120ZM126 150V149H125ZM161 150V149H160ZM75 151V150H74ZM109 151H111V150H109ZM115 151H116V149H115ZM185 151V150H184ZM187 151V150H186ZM185 151V152H186ZM189 151V150H188ZM227 151V150H226ZM89 152V151H88ZM118 152V151H117ZM116 152V153H117ZM124 152V151H123ZM122 152V153H123ZM125 152H127V150L125 151ZM135 152H136V150H135ZM149 152V151H148ZM178 152H181L180 154L178 153ZM184 152V153H185ZM114 153V152H113ZM95 154V153H94ZM102 154V153H101ZM101 154H100V156H101ZM111 154V153H110ZM115 154V153H114ZM124 154V153H123ZM174 154V155H173ZM186 154V153H185ZM84 155V151H82L81 149L79 150H77L76 152H72V154L70 155V161H69V163H68V166H66L65 168H68V167H73V166H83V163L84 162H86V160L89 158V155H87V157L86 156H83ZM86 155V154H85ZM126 155H128V154H126ZM95 156V155H94ZM94 156L93 155H90V158H94ZM116 156V155H115ZM125 156V155H124ZM103 157V156H102ZM123 157V156H122ZM110 158V157H109ZM117 158H118V156H117ZM124 158V157H123ZM125 158H127V157H125ZM97 159V158H96ZM122 159V158H121ZM98 160V159H97ZM89 161V160H88ZM117 161V160H116ZM120 161V160H119ZM118 161V162H119ZM66 162V161H65ZM98 162V161H97ZM107 162V161H106ZM109 162V161H108ZM56 163V162H55ZM115 163V162H114ZM66 164V163H65ZM93 164V163H92ZM99 164L101 165V164H103V163H100L99 162ZM191 164V163H190ZM94 165V164H93ZM100 165H99V167H100ZM117 165V164H116ZM129 165H130V163H129ZM128 165V166H129ZM165 165V166H166ZM89 166V165H88ZM164 166V165H163ZM56 167V166H55ZM84 167V166H83ZM91 167H92V165H91ZM98 167V169H100ZM104 167H105V165L102 167L103 169H104ZM114 167V169H115V166H113ZM155 167H157V166H155ZM162 167V166H161ZM200 167V166H199ZM202 167V166H201ZM200 167V168H201ZM96 168V167H95ZM106 168V167H105ZM111 168V167H110ZM121 168V167H120ZM127 168V167H126ZM159 168H160V166H159ZM159 168H157V169H159ZM168 167H165V169H167ZM188 168V167H187ZM91 169V168H90ZM118 169V168H117ZM116 169V172L118 171V170H120V172H121V170L122 169H118L117 170ZM156 169V168H155ZM183 169H184V167H183ZM131 170V171H132ZM162 170V169H161ZM160 170V171H161ZM164 170V169H163ZM162 170V171H163ZM74 171H76L75 169H74ZM81 171V170H80ZM101 171V170H100ZM125 171H127V170H125ZM199 171V170H198ZM202 171V170H201ZM96 172H98V171H96ZM114 172V171H113ZM100 173V172H99ZM102 173H103V171H102ZM112 173V172H111ZM110 173V174H111ZM118 173H119V171H118ZM125 174V172H122V175H124ZM159 173V172H158ZM168 173V172H167ZM90 174V173H89ZM106 174V173H105ZM117 174V173H116ZM129 174V173H128ZM136 174V173H135ZM166 174V173H165ZM199 174V173H198ZM204 175H205V173H203ZM206 174H208V173H206ZM210 174V173H209ZM96 175V174H95ZM94 175V176H95ZM103 175V174H102ZM121 175V176H122ZM132 175V174H131ZM154 175V174H153ZM200 175V174H199ZM93 176V177H94ZM118 176V175H117ZM160 176H161V174H160ZM159 176V177H160ZM201 176H202V174H201ZM208 176V175H207ZM102 177V176H101ZM109 177V176H108ZM128 177V176H127ZM162 177V176H161ZM182 177V176H181ZM185 177V176H184ZM75 178V177H74ZM84 178V177H83ZM87 178H89V177H87ZM94 178H96V177H94ZM97 178H99L98 176H97ZM102 178H104V177H102ZM101 178V179H102ZM105 178H106V175H105ZM165 178V177H164ZM187 178V177H186ZM185 178V179H186ZM199 178V177H198ZM85 179H86V177H85ZM157 179V178H156ZM184 179V180H185ZM111 180V179H110ZM122 180V179H121ZM167 180V179H166ZM177 179H175V181H176ZM179 180V179H178ZM200 180V179H199ZM27 181V180H26ZM81 181V180H80ZM86 181V180H85ZM107 181V180H106ZM120 181V180H119ZM129 181V180H128ZM156 180H154V182L153 183H156L155 182ZM165 181V180H164ZM169 181V180H168ZM179 181H181V180H179ZM195 181H196V179H195ZM204 182H205V180H203ZM202 181V182H203ZM23 182V181H22ZM94 182H95V180H94ZM163 182V181H162ZM85 183V182H84ZM83 183V184H84ZM87 183V182H86ZM85 183V184H86ZM98 183V182H97ZM101 183V182H100ZM151 183V184H150ZM170 183V182H169ZM200 183V182H199ZM87 184H89V183H87ZM102 184V183H101ZM163 184V183H162ZM174 184V183H173ZM177 184V183H176ZM184 184H186V183H184ZM196 184H198V182H196ZM206 184V183H205ZM19 185V184H18ZM28 185H29V183H28ZM103 185V184H102ZM108 185V184H107ZM188 185V184H187ZM200 185H201V183H200ZM11 186V185H10ZM26 186V185H25ZM93 186V185H92ZM95 186V185H94ZM97 186H98V184H97ZM104 186V185H103ZM111 186H112V184H111ZM115 186V185H114ZM125 186V185H124ZM31 187V186H30ZM117 187V186H116ZM116 187H113V190H115L116 189ZM153 187V186H152ZM183 187V186H182ZM181 187V188H182ZM189 187V186H188ZM84 188V187H83ZM94 188V187H93ZM102 188V187H101ZM127 188V187H126ZM154 188V187H153ZM153 188H151V189H153ZM156 188V187H155ZM18 189H20V188H18ZM87 189V188H86ZM89 189V188H88ZM87 189V190H88ZM96 189H99V186H98V188L96 187ZM107 189V188H106ZM120 189H122V187L120 188ZM125 189V188H124ZM159 189V188H158ZM157 188L155 189V190H158ZM26 190V189H25ZM95 190V189H94ZM100 190V189H99ZM109 190H111L110 188H109ZM155 190H153V191H155ZM161 190H164V189H161ZM190 190V189H189ZM22 191H24V190H22ZM32 191H34V190H32ZM116 191H117V189H116ZM118 191H119V189H118ZM159 191V190H158ZM168 191V190H167ZM181 191H183V190H181ZM87 192H89V191H87ZM115 192V191H114ZM121 192H122V190H121ZM128 192V191H127ZM160 192V191H159ZM158 192V193H159ZM180 192V191H179ZM190 192V191H189ZM194 192V191H193ZM28 193V192H27ZM84 193V192H83ZM91 193V192H90ZM92 193H93V191H92ZM110 193V192H109ZM116 193H118V192H116ZM157 193V192H156ZM187 193V192H186ZM115 194V193H114ZM127 194V193H126ZM129 194V193H128ZM161 194V193H160ZM182 194V193H181ZM188 194H190V193H188ZM22 195V194H21ZM28 195V194H27ZM26 195V196H27ZM31 195V194H30ZM80 195V194H79ZM93 195H96V194H93ZM101 195V194H100ZM113 195V194H112ZM176 195V194H175ZM12 196V195H11ZM17 196V195H16ZM85 196V195H84ZM97 196V195H96ZM99 196V195H98ZM120 196V195H119ZM125 196V195H124ZM177 196V195H176ZM179 196V195H178ZM13 197V196H12ZM105 197V196H104ZM104 197H102V198H104ZM174 197V196H173ZM13 198H15V197H13ZM39 198V197H38ZM113 198V197H112ZM67 199V198H66ZM69 199V198H68ZM99 199V198H98ZM128 199V198H127ZM154 199H156V197L155 198H153V202H155L156 200H154ZM10 200V199H9ZM13 200V199H12ZM26 201H27V199H25ZM29 200V199H28ZM63 200V199H62ZM77 200V199H76ZM88 200V199H87ZM131 200V199H130ZM161 200H163L164 201V199H161ZM166 200V199H165ZM14 201V200H13ZM13 201H11V204L9 205V206H7V207H5V210L2 212V213H0V264H43V260L45 261V257H46V255L47 254H50L51 252H53L55 249H56V245L55 246H52V247H47V248H44V249H42V248H32V249H29L28 251H27V254L26 255H23V253H22V251H18L17 249H15V245L19 242V240H20V238L21 237H23L24 236V230L23 229H21L22 228V223H23V221L25 220V218H24V216L27 214V212H28V209H27V211L25 210L26 208H22V204L20 203V202H13ZM16 201V200H15ZM22 201V200H21ZM90 201V200H89ZM100 201V200H99ZM113 201V200H112ZM126 201V200H125ZM162 201V202H163ZM70 202V201H69ZM127 202V201H126ZM9 203V202H8ZM8 203H6V204H8ZM97 203V202H96ZM96 203H95V205H96ZM158 203H160V202H158ZM168 203V202H167ZM166 203V204H167ZM91 204V203H90ZM98 204V203H97ZM101 204V203H100ZM154 204V203H153ZM30 205V204H29ZM102 205V204H101ZM100 205V206H101ZM116 205H118V204H116ZM5 206V205H4ZM84 206V205H83ZM88 206V205H87ZM97 206V205H96ZM95 206V207H96ZM99 206V207H100ZM110 206V205H109ZM121 206V205H120ZM125 206V205H124ZM25 207V206H24ZM115 207V206H114ZM4 209V208H3ZM91 209V208H90ZM89 209V210H90ZM94 209V208H93ZM100 209H102L101 207H100ZM100 209H99V211H100ZM105 209V208H104ZM163 209V208H162ZM96 210V209H95ZM107 210H109V209H107ZM93 211V210H92ZM102 211V210H101ZM120 211V210H119ZM156 211V210H155ZM96 212H97V210H96ZM106 212V211H105ZM111 212V211H110ZM109 212V213H110ZM26 213V214H25ZM72 213V212H71ZM98 213V212H97ZM147 213V212H146ZM150 213V212H149ZM93 214V213H92ZM114 215V214H113ZM150 215V214H149ZM260 215H261V213H260ZM41 216V215H40ZM89 216V215H88ZM103 217V216H102ZM162 217V214L161 213H157V214H155L154 216H153V221L155 220H157V221H159L160 220V218ZM262 217H264V215L262 216ZM90 218V217H89ZM97 218V217H96ZM99 218V217H98ZM107 218V217H106ZM112 218V217H111ZM57 219V218H56ZM94 219V218H93ZM162 219V218H161ZM213 219H214V217H213ZM139 220H141V218H139ZM88 221V220H87ZM100 221H102V218H101V220ZM142 221V220H141ZM155 221H154V223H155ZM91 222V221H90ZM114 222V221H113ZM143 222V221H142ZM212 222V221H211ZM213 222H215V221H213ZM102 223H104V222H102ZM141 223V222H140ZM144 223V222H143ZM236 223V222H235ZM100 224V223H99ZM138 224V223H137ZM147 224V223H146ZM151 224V223H150ZM25 225V224H24ZM93 225V224H92ZM141 225V224H140ZM145 225V224H144ZM148 225V224H147ZM95 226V225H94ZM103 227V226H102ZM79 228V227H78ZM82 228V227H81ZM93 228V227H92ZM97 228V227H96ZM99 228V227H98ZM47 229V228H46ZM94 230V229H93ZM144 230V229H143ZM48 231V230H47ZM106 231H108V229L106 230ZM94 232H96V229H95V231ZM46 233V232H45ZM50 233V232H49ZM84 233V232H83ZM55 234H57V233H55ZM71 234V233H70ZM85 234V233H84ZM99 234V233H98ZM103 234V233H102ZM49 235V234H48ZM52 235V234H51ZM73 235V234H72ZM57 236V235H56ZM77 237V236H76ZM79 237V236H78ZM90 237V236H89ZM96 237H97V235H96ZM100 237V236H99ZM24 238H25V236H24ZM59 238V237H58ZM205 238H207V236H206V234H204L203 235V239H205ZM209 238V237H208ZM76 239H78V238H76ZM79 239H80V237H79ZM97 239V238H96ZM210 239H213L212 237H210ZM83 240V239H82ZM189 240V239H188ZM74 241H77V240H75L72 236H70L69 234H66V235H64V236H62L61 238H60V240H59V245L62 247V246H64L63 247V249L65 248V246H66V248H70L69 246H72L73 245V242ZM85 241V240H84ZM87 241V240H86ZM90 241H91V239H90ZM146 241V240H145ZM58 242V241H57ZM83 242V241H82ZM89 242V241H88ZM92 243V242H91ZM99 243V242H98ZM75 244V243H74ZM77 244V243H76ZM81 244V243H80ZM80 244H78V245H80ZM83 244H84V242H83ZM95 244V243H94ZM68 245V246H67ZM89 245V244H88ZM92 245V244H91ZM99 245V244H98ZM97 245V246H98ZM105 245V244H104ZM152 245V244H151ZM49 246V245H48ZM76 246V245H75ZM74 246V247H75ZM82 246V245H81ZM90 246V245H89ZM143 246V245H142ZM141 246V247H142ZM144 246H146L147 247V245H144ZM31 247V246H30ZM83 247V246H82ZM98 247H100V246H98ZM72 248V247H71ZM85 248V247H84ZM62 249V248H61ZM100 249V248H99ZM107 249V248H106ZM65 250V249H64ZM85 250V249H84ZM83 250V251H84ZM97 250V249H96ZM108 250V249H107ZM111 250V249H110ZM120 250V249H119ZM57 251V250H56ZM62 251V250H61ZM67 251V250H66ZM80 251H82V250H80ZM82 251V252H83ZM88 251V250H87ZM95 251V250H94ZM94 251H93V253H94ZM109 251V250H108ZM256 251V250H255ZM58 252V251H57ZM60 252V251H59ZM74 253L76 252V251H73ZM78 252H79V250H78ZM110 252H112V251H110ZM149 252H151V251H149ZM260 252V251H259ZM45 253H47V254H45ZM115 253V252H114ZM147 253H148V251H147ZM153 253V252H152ZM169 253V252H168ZM172 253V252H171ZM170 253V254H171ZM193 253V252H192ZM191 253V254H192ZM255 253V252H254ZM63 254H64V252H63ZM143 254V253H142ZM145 254H146V252H145ZM151 254V253H150ZM65 255V254H64ZM73 255V254H72ZM140 255H141V253H140ZM147 255V254H146ZM172 255H174V253L172 254ZM190 255V254H189ZM69 256V255H68ZM67 256V257H68ZM74 256V255H73ZM148 256V255H147ZM151 256V255H150ZM175 256V255H174ZM191 256V255H190ZM258 256V255H257ZM55 257H56V254H55ZM65 257V256H64ZM71 257V256H70ZM75 257H76V255H75ZM78 257V256H77ZM95 257V256H94ZM142 257H143V255H142ZM149 257V256H148ZM57 258V257H56ZM99 258V257H98ZM137 258V257H136ZM141 258V257H140ZM139 258V259H140ZM145 258V257H144ZM155 258V257H154ZM49 259V258H48ZM53 259V258H52ZM66 259V258H65ZM74 259V258H73ZM88 258H84V253H83V258H78V259H74L73 260V264H84L85 263V261L87 260ZM105 259H106V257H105ZM111 259V258H110ZM118 259V258H117ZM198 259V258H197ZM149 260V259H148ZM153 260V259H152ZM155 260V259H154ZM72 261V260H71ZM70 261V262H71ZM119 261V260H118ZM178 261V260H177ZM130 262V261H129ZM149 262V261H148ZM157 263H159V261H156ZM88 263V262H87ZM99 263V262H98ZM101 263V262H100ZM113 263H115V262H113ZM134 263H136V260H133L130 264H134ZM183 263V262H182ZM181 263V264H182ZM209 263V262H208ZM230 263V262H229ZM88 264H90V263H88ZM199 264V263H198Z\"/></svg>",
	"mask_w": 264,
	"mask_h": 264
}]
</instances>
